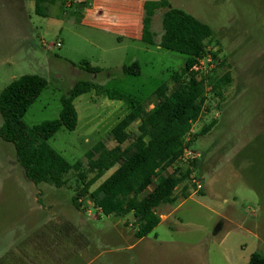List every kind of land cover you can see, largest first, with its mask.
Here are the masks:
<instances>
[{
    "label": "rangeland",
    "instance_id": "1",
    "mask_svg": "<svg viewBox=\"0 0 264 264\" xmlns=\"http://www.w3.org/2000/svg\"><path fill=\"white\" fill-rule=\"evenodd\" d=\"M69 1L48 9L36 0H0V91L22 74L42 76L46 86L23 116L36 124L58 117L61 96L78 79L101 85L102 92L74 98L75 129L61 126L48 139L67 161L86 164L94 143L115 146L109 130L127 111L153 105L146 98L161 83L170 85V72L186 56L98 25L114 19L98 16L92 0ZM168 1L211 27L207 47L221 60L217 75L231 78L220 96L205 87L204 111L185 139L191 154L180 164L191 174L176 187L174 203L156 207L158 215L175 208L171 218L137 239L131 221L125 224L131 214L105 216L88 199L76 210L72 188L32 183L13 145L0 139V264H246L252 253L264 256V0ZM162 11L152 18L156 41ZM83 60L100 71H84ZM135 61L139 74L122 72ZM216 61L205 58L202 65ZM63 223L82 231L88 244L69 239Z\"/></svg>",
    "mask_w": 264,
    "mask_h": 264
},
{
    "label": "trees",
    "instance_id": "2",
    "mask_svg": "<svg viewBox=\"0 0 264 264\" xmlns=\"http://www.w3.org/2000/svg\"><path fill=\"white\" fill-rule=\"evenodd\" d=\"M38 5L42 0H36ZM163 6L161 34L158 41L153 39L150 30L151 15L156 7ZM143 19L141 40L160 48L184 54L183 67L170 72V85L161 83L148 96L147 109L144 102L134 105L109 130L115 146L108 148L98 141L85 153L86 164L77 160L69 162L48 143V139L61 127L74 130L77 113L74 98L103 88L88 79H78L60 98L61 109L57 118L36 124H27L23 116L46 86V80L32 73L13 78L0 91V139L11 143L15 157L32 183H46L56 188H72L71 205L76 210L83 208V201L90 200L95 208L105 216L124 217L131 214L125 224L131 221L133 236H146L159 223L156 207L175 200L174 190L190 176L191 168L184 170L181 157L189 142L186 135L191 133L192 125L204 111L205 87L215 96H220L221 88L231 81L228 72L218 76L216 52L207 47L213 31L211 27L186 12L173 7L168 0L147 3ZM218 46V42H215ZM221 49L218 46L217 52ZM209 56L216 61L215 67L205 68L200 61ZM80 68L88 73L100 71L86 60ZM122 72L139 74V64L135 61L122 66ZM138 121L136 132L130 133L128 127ZM214 120L204 126L199 134H205ZM194 167V160L189 161ZM112 169V170H111ZM111 172L95 184L107 171ZM72 178H69V173ZM186 196L185 192L183 193ZM69 239L85 241L83 232L70 223H63ZM49 250V248H45ZM71 251H68L70 255ZM246 264H264V256L252 253Z\"/></svg>",
    "mask_w": 264,
    "mask_h": 264
},
{
    "label": "crops",
    "instance_id": "3",
    "mask_svg": "<svg viewBox=\"0 0 264 264\" xmlns=\"http://www.w3.org/2000/svg\"><path fill=\"white\" fill-rule=\"evenodd\" d=\"M158 1H161V0H92L93 4L95 5L94 10H97L98 16L100 15L102 16L104 12H107L114 19L109 24H107V20H105V23L103 24L102 23L103 19H101L98 25L109 27L110 29L113 28V30H116L117 32L121 34L132 36L139 40H141V36H142L143 19L146 16L145 12L147 8V3L158 2ZM41 3L45 5L46 7H48L49 9L52 5H55V4H57L58 6L70 5L71 1L69 0H42L40 4ZM158 9H163L164 11L165 7L163 6L156 7L154 9L153 14ZM153 14L151 15V20H150V30L153 32V39L155 40L156 34L151 28ZM174 194H175V190H174ZM184 197H190V194H186V196ZM174 202L175 200L172 203ZM168 207L171 208L169 205L165 206V208H168ZM171 209L172 210H170L166 214L159 213L160 221L158 224H160L162 221H165V220L167 221L168 219L171 218V215L172 213H174L175 208H171Z\"/></svg>",
    "mask_w": 264,
    "mask_h": 264
},
{
    "label": "built area",
    "instance_id": "4",
    "mask_svg": "<svg viewBox=\"0 0 264 264\" xmlns=\"http://www.w3.org/2000/svg\"><path fill=\"white\" fill-rule=\"evenodd\" d=\"M57 45H60V43L59 42H57L56 43ZM206 58V60L209 62L210 61V57L209 56H206V57H204L203 59H205ZM203 59L200 61V64L198 65V66H195L194 68L195 69H199V68H201V66H202V61H203ZM191 154V152L190 151H188V150H186V148L184 149V152H183V154H182V157H181V159L183 160V161H187L189 158H188V155H190ZM194 181V180H193ZM197 184H196V187L197 188H200L201 187V184L200 183H198V182H196Z\"/></svg>",
    "mask_w": 264,
    "mask_h": 264
}]
</instances>
